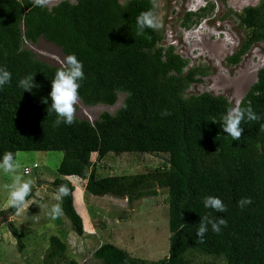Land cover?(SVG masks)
Segmentation results:
<instances>
[{"label": "trees", "instance_id": "trees-1", "mask_svg": "<svg viewBox=\"0 0 264 264\" xmlns=\"http://www.w3.org/2000/svg\"><path fill=\"white\" fill-rule=\"evenodd\" d=\"M213 6L207 1L196 11L184 12L181 26L198 24ZM147 10L157 16V0H58L44 7L33 6L32 0H0V68L11 73L10 82L0 86V158L5 152L15 159L18 152H61L58 176L46 184L54 193L60 185L69 189L59 204L78 236L85 229L69 177L85 180L88 194L126 198L129 205L165 193L167 255L147 260L101 242L91 255L101 264H194L197 256L218 264H264V67L239 101L242 108L251 106L260 120L242 121L240 139L232 140L221 124L235 105L221 94L187 92L209 72L201 65L189 67L190 59L166 44L160 28H145L138 35L136 17ZM226 16L244 30L239 48L226 58L227 64L236 65L252 45L264 43V0L240 11L229 9ZM40 38L82 63L78 92L84 106H113L123 94L119 107L101 112L92 122L75 115L71 125L55 126L51 101H44L61 65L41 60L29 48ZM27 76L36 85L31 92L18 86ZM165 109L171 114L162 116ZM93 153L96 161L91 160ZM109 153L164 157L152 170L100 176L98 169L104 166L97 162ZM206 196L221 199L227 211L204 208ZM244 197L252 202L241 208L237 202ZM30 198L41 200L34 187ZM14 213L8 207L0 217ZM204 215L223 216L227 226L219 234L209 227L201 243L195 232ZM7 226L21 251L20 232L11 222ZM42 264L79 263L69 256L64 239L51 234Z\"/></svg>", "mask_w": 264, "mask_h": 264}, {"label": "rangeland", "instance_id": "rangeland-1", "mask_svg": "<svg viewBox=\"0 0 264 264\" xmlns=\"http://www.w3.org/2000/svg\"><path fill=\"white\" fill-rule=\"evenodd\" d=\"M58 0H51L48 6ZM74 1V0H70ZM123 1V0H122ZM259 0H210L214 4L211 14L203 17L189 29L181 26L184 12L194 11V0H157V18L160 29L165 34L166 44H172L175 51L190 59L189 67L201 65L209 74L203 81L192 85L187 92H211L221 94L234 105L256 81L257 71L264 67V43L252 45L236 65L227 64L244 38V30L237 21L226 16L227 11H240L243 7L257 4ZM38 57L50 64L61 65L66 57L53 43L40 38L37 44L30 45ZM124 95L120 94L113 106H84L80 100L75 105V115L91 122L103 111L113 113ZM61 152H18L15 161L19 165L16 174L32 181L34 195L41 199L30 204L21 215L5 214L0 217V264H42V257L48 246L51 234L59 235L67 243L68 254L79 264H101L91 257L101 242H110L128 251L132 256L158 260L168 252V206L165 193L157 197H143L128 204L126 198L110 195L94 196L84 191L85 180L69 177L75 185L74 202L81 212L85 233L82 236L71 230L70 222L62 214L53 219L49 216L54 192L48 189L47 181L58 176L56 168L61 160ZM164 156L151 154L123 153L115 156L107 154L98 166L103 175L133 174L152 170L161 164ZM91 160L96 161L93 153ZM28 167L30 170H24ZM12 182V174L0 171V212L6 210L7 190L5 185ZM37 193L39 195H37ZM76 198V201H75ZM74 203V204H75ZM125 212V214H123ZM120 216L123 218L120 219ZM11 222L20 232L24 248L18 251L16 240L8 229ZM218 264L210 257H195L194 264Z\"/></svg>", "mask_w": 264, "mask_h": 264}, {"label": "clouds", "instance_id": "clouds-1", "mask_svg": "<svg viewBox=\"0 0 264 264\" xmlns=\"http://www.w3.org/2000/svg\"><path fill=\"white\" fill-rule=\"evenodd\" d=\"M197 1L198 10L200 7L205 6L207 1L210 0H194ZM33 6L44 7L50 4L51 0H32ZM194 10V11H196ZM136 25L138 32L142 34L145 28L158 29L160 22L152 10L141 12L136 17ZM33 76H27L19 80L18 86L26 91L31 92L33 87H36L32 83ZM84 78L83 65L76 58L74 54L67 55L63 61H61V67L57 69L53 79L50 81V92L47 99L44 101L48 103L50 100L49 114L55 113L57 120L54 121V125L58 126L60 123L71 125L74 123L76 108L75 105L79 101V83L78 81ZM11 80V73L6 68H0V86L9 83ZM171 113L165 109L161 112L162 116H168ZM259 121L260 117L253 112L251 106L242 108L238 101L236 105L228 109L227 113L222 117V129L230 136L232 140H239L243 128H241L242 121ZM260 130L264 132V124L260 125ZM19 165L15 161L14 154L12 152H5L3 157L0 158V171L8 174H12V182L5 185L7 190L6 207L15 209L16 215L25 213L30 204L36 203V201L30 200L29 196L32 193V181L25 180L21 175H17V169ZM69 194V189L65 185H60L56 192L53 194V199L61 201L63 197ZM37 195H39L37 193ZM251 199L244 197L241 198L237 204L243 208L248 204H251ZM203 206L206 209H211L216 213H224L227 211L225 204L221 199L215 196H206L203 199ZM49 216L53 219L61 216L62 208L59 203L53 204L49 211ZM227 226L226 219L220 216L211 217L204 215L200 217L198 228L196 229V236L199 242L203 243V237L208 232L209 227L211 231L219 234L222 227Z\"/></svg>", "mask_w": 264, "mask_h": 264}, {"label": "crops", "instance_id": "crops-1", "mask_svg": "<svg viewBox=\"0 0 264 264\" xmlns=\"http://www.w3.org/2000/svg\"><path fill=\"white\" fill-rule=\"evenodd\" d=\"M72 177H74V176H72ZM72 182V181H71ZM72 184H73V182H72ZM74 185V184H73ZM74 187H75V185H74ZM76 192H75V190H74V192H73V196H75L76 194H75ZM75 201H76V198H75ZM75 203V202H74ZM75 205V208H76V210H77V212L80 214V216H81V212L79 211V209L77 208V206H76V203L74 204ZM82 217V216H81ZM83 224H84V221H83Z\"/></svg>", "mask_w": 264, "mask_h": 264}, {"label": "built area", "instance_id": "built-area-1", "mask_svg": "<svg viewBox=\"0 0 264 264\" xmlns=\"http://www.w3.org/2000/svg\"><path fill=\"white\" fill-rule=\"evenodd\" d=\"M24 170H30L28 167H24Z\"/></svg>", "mask_w": 264, "mask_h": 264}, {"label": "water", "instance_id": "water-1", "mask_svg": "<svg viewBox=\"0 0 264 264\" xmlns=\"http://www.w3.org/2000/svg\"><path fill=\"white\" fill-rule=\"evenodd\" d=\"M156 189V187H154Z\"/></svg>", "mask_w": 264, "mask_h": 264}]
</instances>
